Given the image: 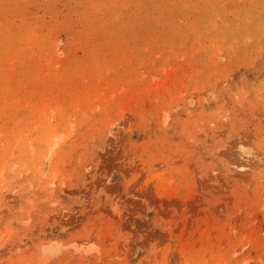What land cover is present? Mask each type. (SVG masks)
Returning a JSON list of instances; mask_svg holds the SVG:
<instances>
[{"label": "rangeland", "instance_id": "374dc122", "mask_svg": "<svg viewBox=\"0 0 264 264\" xmlns=\"http://www.w3.org/2000/svg\"><path fill=\"white\" fill-rule=\"evenodd\" d=\"M0 264H264V0H0Z\"/></svg>", "mask_w": 264, "mask_h": 264}]
</instances>
